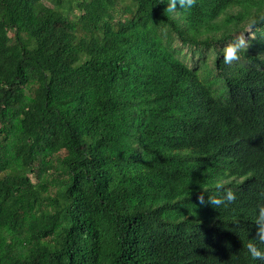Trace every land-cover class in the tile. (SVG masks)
I'll return each instance as SVG.
<instances>
[{
	"label": "trees",
	"instance_id": "trees-1",
	"mask_svg": "<svg viewBox=\"0 0 264 264\" xmlns=\"http://www.w3.org/2000/svg\"><path fill=\"white\" fill-rule=\"evenodd\" d=\"M167 6L0 0V264H264V0Z\"/></svg>",
	"mask_w": 264,
	"mask_h": 264
},
{
	"label": "clouds",
	"instance_id": "clouds-1",
	"mask_svg": "<svg viewBox=\"0 0 264 264\" xmlns=\"http://www.w3.org/2000/svg\"><path fill=\"white\" fill-rule=\"evenodd\" d=\"M177 4H179L181 9L187 10L195 6L196 0H168V6L165 11L168 13H175ZM261 19H264V16H262ZM256 23L257 20L252 19L249 23V30H251L252 26H254ZM247 47L248 43L245 40L244 35H238L233 41L229 42L223 48V62L225 64L231 65L234 61H238L240 59V51L247 49ZM223 186L224 184L222 181L217 183L218 189L223 188ZM197 199L201 205L207 203L211 206H220L226 201L228 203L234 202L236 200V195L231 189H228L224 192L222 197L208 196V200L205 201L204 195L201 194L197 197ZM255 224L258 226L256 233L258 240L261 243H264V204L258 206V216L256 218ZM247 249L253 259L264 260V252L259 250L252 241H249L247 244Z\"/></svg>",
	"mask_w": 264,
	"mask_h": 264
},
{
	"label": "rangeland",
	"instance_id": "rangeland-1",
	"mask_svg": "<svg viewBox=\"0 0 264 264\" xmlns=\"http://www.w3.org/2000/svg\"><path fill=\"white\" fill-rule=\"evenodd\" d=\"M241 34L244 35L247 43H248L249 39H253L255 37L253 30L252 29L249 30V28L247 29L246 33H241ZM202 52H203V55H197V53H196V56H192V51L190 49H188L187 47H184L183 52H182V57H184L186 55V57H185L186 60L185 59L184 60L187 61L189 63V65H193V64L197 63L198 61L203 62L206 60L207 66L212 68L213 67V57H211V52H208L205 50ZM204 55H206V57H204Z\"/></svg>",
	"mask_w": 264,
	"mask_h": 264
}]
</instances>
